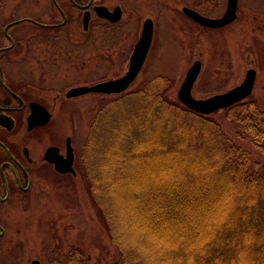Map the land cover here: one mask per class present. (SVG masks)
Here are the masks:
<instances>
[{
    "label": "trees",
    "instance_id": "obj_1",
    "mask_svg": "<svg viewBox=\"0 0 264 264\" xmlns=\"http://www.w3.org/2000/svg\"><path fill=\"white\" fill-rule=\"evenodd\" d=\"M173 84L166 75L145 77L99 102L91 119L88 149L102 112L138 100L118 113L95 167L82 152V177L116 263L264 264V165L211 116L223 112L239 139L264 150V110L248 97L209 115L195 113L174 97ZM51 263L89 261L73 249Z\"/></svg>",
    "mask_w": 264,
    "mask_h": 264
},
{
    "label": "rangeland",
    "instance_id": "obj_2",
    "mask_svg": "<svg viewBox=\"0 0 264 264\" xmlns=\"http://www.w3.org/2000/svg\"><path fill=\"white\" fill-rule=\"evenodd\" d=\"M121 1L125 8L122 23L126 24L119 28L102 29L100 39H97L96 45L89 49V56L86 57L89 60L88 68L75 71L72 77L67 79V83L62 77L57 76L34 78L33 84L35 82L37 86L57 88L64 85L68 89L116 79V75L123 76L133 46L138 40L136 32L141 28L144 18L152 16L154 30L150 54L143 73L137 77L127 92L136 88L143 78L162 74L169 76L174 82L172 91L177 98V91L187 70L198 60L201 62V72L192 88V96L195 99L204 100L227 92L243 81L246 70L255 68L256 82L249 98L256 101L259 108L264 110V40L261 39L260 46L258 39L250 32L252 24L247 27L241 23L247 16L243 9L257 12L261 6L258 0H241L239 24L224 29L200 28L181 17L180 10L186 5V0L102 2L113 7ZM198 3H201L205 14L215 17L220 13L216 7L223 1L198 0ZM49 8L50 0H0V30L5 25L24 17L42 15L45 18L46 14L50 13ZM132 9L136 11L131 12ZM69 11L71 22L75 21L77 24L68 31L72 42L79 44L88 38L95 39L96 30L91 31L92 35H83L82 27L78 25L80 12L76 9ZM253 16L254 13L247 16L251 18V23L255 22ZM31 29L35 28L24 22L16 24L9 31L17 38H22ZM98 47L100 51L95 50ZM100 61L105 62L104 70L94 68V63L97 66ZM78 64L80 65V60L75 61L74 66ZM13 69L22 71L19 67ZM115 96L87 94L70 101L63 114L60 110L57 112L54 128L56 131L63 130L70 134L76 147L78 157L76 176L59 178L48 175L44 182L47 186L44 191L36 187L35 192L29 195L32 201L21 218L26 220L22 224L29 230L30 235L24 234L18 239L20 244L14 246L18 247L20 264H28L33 259L40 260L41 264H52L53 260L73 249L81 251L83 259H87L89 264L116 263L104 221L89 198L87 183L82 177L85 173L82 152L84 151L88 164L95 167L97 163L95 153H101L103 150L107 143L108 130L116 124L118 113L139 106L138 100L131 99L102 112L101 123L93 131L94 143L88 149L90 123L98 103L102 105ZM211 116L221 124L223 132L233 143L249 153L253 162L264 165V150L255 147L248 139H239L242 137H237L234 125L225 119L223 112ZM19 255L3 254L1 264H10L11 259Z\"/></svg>",
    "mask_w": 264,
    "mask_h": 264
},
{
    "label": "flooded vegetation",
    "instance_id": "obj_3",
    "mask_svg": "<svg viewBox=\"0 0 264 264\" xmlns=\"http://www.w3.org/2000/svg\"><path fill=\"white\" fill-rule=\"evenodd\" d=\"M102 1L50 0V13L46 14L45 18L41 15L40 17H24L17 20L19 23L25 22L35 28L29 30L24 37L17 38L9 31L18 24L15 23L17 21L11 22L14 24L8 29L6 27L9 24L0 30V264L3 254L19 255L18 247L14 246L20 244L18 239L22 238L24 234L30 235L29 230L22 224L26 220L21 216L28 210L32 201L29 195L35 192V188L38 187L44 191L47 187L44 182L48 175L59 178L76 176L75 167L78 157L73 137L63 130L56 131L54 127L56 126L57 112L60 110L63 114L70 101L82 96L66 97L67 92L74 87L68 89L64 85L59 88L45 87V85L41 87L37 86L35 82L33 84V79L59 76L67 83V79L71 78L75 71L89 67V60L86 57L89 56V49L96 45L97 39H100L102 29L109 26L119 28L126 24L122 23V18L125 16L123 1L113 7L107 6ZM186 1V5L182 6L179 15L200 28L224 29L240 22L241 0H237L235 19L218 28L201 25L187 15L183 9L186 8L202 17L216 20L225 14L228 0H222L223 3L216 7L220 13L215 17L205 14L198 0ZM258 1L263 8L260 6L257 12L243 9L247 16L254 13L255 22L251 23V18L246 16L241 23L247 27L252 24L250 32L256 37L255 39H258L261 46V39L264 40V0ZM97 6H104L109 11L119 7L121 9L120 19L116 23H111L104 18H99L94 12V8ZM74 9L80 12L78 25L82 27L84 33L82 34L89 36L92 30H96L95 39L88 38L79 44L72 42L71 34L68 31L77 24L75 21L71 22L69 10ZM86 11L89 12L90 20L88 28L84 30L82 18ZM133 11L136 10L132 9L131 12ZM147 19L153 22L152 16L144 18L141 28L136 32L138 40L144 21ZM246 39L248 40V37ZM151 45L138 76L144 71ZM95 50H99V47ZM79 60L80 65L74 66L75 61ZM100 63L97 66L94 63V68L104 70L105 62ZM14 67H19L22 71H15ZM127 69L128 66L125 73ZM250 69L255 70L257 76L256 69ZM119 77L115 76V78ZM69 148L73 151L72 167L75 175L70 172L61 173L56 168V164L60 169L68 166ZM20 258V255L13 257L10 264H20ZM35 260L40 262L38 259H33L28 264Z\"/></svg>",
    "mask_w": 264,
    "mask_h": 264
},
{
    "label": "water",
    "instance_id": "obj_4",
    "mask_svg": "<svg viewBox=\"0 0 264 264\" xmlns=\"http://www.w3.org/2000/svg\"><path fill=\"white\" fill-rule=\"evenodd\" d=\"M236 6L237 0H228L225 14L222 18L216 20L202 17L196 12L186 8H184L183 11L201 25H205L211 28H218L232 22L235 19ZM94 12L99 18H104L111 23H116L121 16V9L119 7H115L113 11H109L104 6H97L94 8ZM89 20V12L86 11L82 18L84 30L88 28ZM15 23H19V21ZM13 24L14 23L9 24L6 29H8V27L12 26ZM152 36L153 22L150 19H147L144 21L141 36L135 44L134 49L130 55L127 72L122 77L103 81L93 85H84L71 88L67 92L66 97H79L87 94H101L110 96L118 95L127 91L132 85V83L136 80L138 74L140 73L144 65L146 56L148 54L152 42ZM200 71L201 62L197 60L187 70L185 78L177 91V98L180 103L192 112L204 115L212 114L218 110L229 108L232 105L245 100L253 91L256 79V72L253 69H249L246 72L243 81L236 87L228 90L225 93L213 95L204 100L195 99L192 96V88L195 81L197 80ZM72 164L73 151L71 148H69L68 166L64 169H60L56 164V168L61 173L70 172L75 175V171L72 167ZM31 264H40V262L35 260Z\"/></svg>",
    "mask_w": 264,
    "mask_h": 264
}]
</instances>
